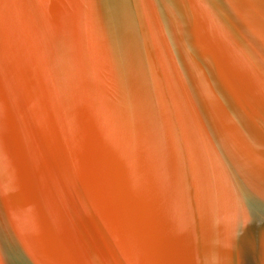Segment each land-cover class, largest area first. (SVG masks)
<instances>
[{
	"label": "water",
	"instance_id": "1",
	"mask_svg": "<svg viewBox=\"0 0 264 264\" xmlns=\"http://www.w3.org/2000/svg\"><path fill=\"white\" fill-rule=\"evenodd\" d=\"M0 264H264V0H0Z\"/></svg>",
	"mask_w": 264,
	"mask_h": 264
}]
</instances>
